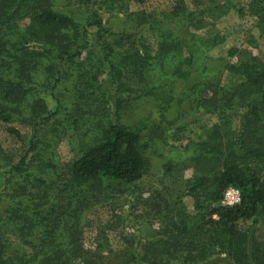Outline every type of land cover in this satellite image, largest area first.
<instances>
[{
    "label": "trees",
    "instance_id": "1",
    "mask_svg": "<svg viewBox=\"0 0 264 264\" xmlns=\"http://www.w3.org/2000/svg\"><path fill=\"white\" fill-rule=\"evenodd\" d=\"M147 1L0 0V123L24 143L17 160L0 146V264H264L254 230L264 218V53L240 59L230 48L237 62L217 75L206 63L231 12L254 20L248 43L259 48L264 0H177L108 27L104 15ZM144 102L158 117L129 118ZM204 115L217 121L186 140L191 178L143 198L146 152L184 140ZM229 187L242 194L234 208L221 204ZM116 207L140 209V236L120 235L116 251L108 223L88 248L89 214Z\"/></svg>",
    "mask_w": 264,
    "mask_h": 264
},
{
    "label": "rangeland",
    "instance_id": "2",
    "mask_svg": "<svg viewBox=\"0 0 264 264\" xmlns=\"http://www.w3.org/2000/svg\"><path fill=\"white\" fill-rule=\"evenodd\" d=\"M177 0H148L144 5H131L130 13L128 14H114L104 15V19L107 22L108 27L113 31L118 32L130 25V18L133 13L139 11L146 12H165L169 11ZM189 5L192 0H185ZM241 5H245L247 0H240ZM23 24H27L23 23ZM22 24V25H23ZM216 28L226 38V43L215 50L207 54V64L213 67L214 71L219 74L223 64L226 62H237V58L227 59V51L230 48H237L239 50L240 59H245L250 55L258 56L260 53H264V41H261L259 48H253L249 45L248 39L250 35H257V30L254 28V20L249 17L240 18L235 12H231L228 16L224 17L217 22ZM222 59V61H219ZM227 59V60H223ZM219 78L222 81L223 86L227 85L229 78L227 75H220ZM103 81H107V75L103 77ZM183 90L181 84L177 85V95ZM179 98V96H178ZM178 108L173 107L169 113L170 117L177 112ZM168 115V116H169ZM155 120L157 112L153 104L144 102L129 111V118L138 120L141 118ZM200 124L196 126H189L185 134L184 140L180 142H170L166 146L163 142H157L151 150L146 152L145 157L147 161V175L144 178L143 185L141 187V196L146 198L153 191L154 187H159L161 183L166 185H179L185 180L191 178L193 169L189 165L188 154L185 152L184 147L186 140H197L198 136L202 133V128H209L216 123L217 118L215 116L204 115L200 119ZM9 127L0 123V146L9 155L16 156L14 160H17L24 153V143L18 141L14 136L7 132ZM22 136L27 140L31 131L25 127H17ZM169 135H172L170 132ZM58 155L62 163H67L72 160L73 155L70 152V147L67 141L62 142L58 149ZM187 203L190 204V198L187 199ZM140 210V209H139ZM136 210L131 214L128 208L116 207L114 212L110 209H98L89 214V226L85 230L84 241L86 246L92 247L97 235L98 227L108 223L117 224L118 227L114 232H110V241L113 245V249L118 251L123 246L120 235H139L143 229L141 223V211ZM127 218V219H126ZM252 222L245 223L244 228L252 226ZM256 236L260 240H264V218H260L257 225L254 228Z\"/></svg>",
    "mask_w": 264,
    "mask_h": 264
},
{
    "label": "built area",
    "instance_id": "3",
    "mask_svg": "<svg viewBox=\"0 0 264 264\" xmlns=\"http://www.w3.org/2000/svg\"><path fill=\"white\" fill-rule=\"evenodd\" d=\"M242 201V194L238 188L229 187L226 189L222 199V206L226 208H234L238 206Z\"/></svg>",
    "mask_w": 264,
    "mask_h": 264
}]
</instances>
